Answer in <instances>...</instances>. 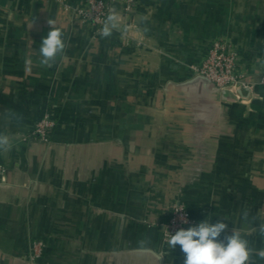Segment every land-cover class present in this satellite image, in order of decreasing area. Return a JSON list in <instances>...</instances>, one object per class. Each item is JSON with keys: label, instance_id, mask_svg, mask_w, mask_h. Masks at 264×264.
Wrapping results in <instances>:
<instances>
[{"label": "crops", "instance_id": "crops-1", "mask_svg": "<svg viewBox=\"0 0 264 264\" xmlns=\"http://www.w3.org/2000/svg\"><path fill=\"white\" fill-rule=\"evenodd\" d=\"M114 13L105 38L59 0H0V133L12 144L0 152V264H183L162 239L170 202L191 213L184 229L264 210V0H136ZM49 19L66 44L51 67L39 63ZM217 36L238 52L247 95L189 69ZM46 110L56 125L43 142L31 130ZM32 238L46 243L37 263ZM142 238L164 258L136 252Z\"/></svg>", "mask_w": 264, "mask_h": 264}, {"label": "clouds", "instance_id": "clouds-1", "mask_svg": "<svg viewBox=\"0 0 264 264\" xmlns=\"http://www.w3.org/2000/svg\"><path fill=\"white\" fill-rule=\"evenodd\" d=\"M117 14L110 12L106 17L103 27L99 30L102 37H109L117 27ZM50 31L42 38L39 54L40 65L51 67L58 56H62L66 44L63 39V31L56 26L54 19L47 21ZM12 147L10 138L5 133H0V152L9 151ZM179 211H183L179 210ZM213 221L209 214L199 223L184 229H178L174 234L165 226L163 232L167 233L166 246L169 252L176 249L177 245L184 254L183 264H257L264 262V247H256L254 239L264 240V210L252 214L251 208L242 206L235 220L223 215ZM227 219L234 227L229 231ZM184 224L189 223L184 216L181 217ZM135 251L142 255H149L158 251L162 260L166 253L153 247L150 238H142L137 242Z\"/></svg>", "mask_w": 264, "mask_h": 264}, {"label": "built area", "instance_id": "built-area-1", "mask_svg": "<svg viewBox=\"0 0 264 264\" xmlns=\"http://www.w3.org/2000/svg\"><path fill=\"white\" fill-rule=\"evenodd\" d=\"M65 10L89 24L100 29L103 27L106 17L110 12H115L121 8L129 12L135 6L136 0H81L71 3L67 0H59ZM189 69L194 75L200 76L211 82L219 90H232L236 97H239L237 90L239 87H249L251 82L246 78V72L239 61V54L233 45L223 36L211 39L208 48L201 55L196 63H190ZM258 82L264 84V72L261 73ZM56 125V120L50 110H46L41 117L34 121L31 130V137L47 142L51 139V131ZM6 167L0 160V181L3 180ZM183 211H179L182 210ZM184 216L189 223L193 221L191 213L185 205L177 200L169 203L167 214L161 223L162 239L165 242L167 233L163 232L165 226L167 230L174 234L178 229L184 228L181 221ZM46 243L43 238H32L28 244V260L37 263L41 261L45 252Z\"/></svg>", "mask_w": 264, "mask_h": 264}, {"label": "water", "instance_id": "water-1", "mask_svg": "<svg viewBox=\"0 0 264 264\" xmlns=\"http://www.w3.org/2000/svg\"><path fill=\"white\" fill-rule=\"evenodd\" d=\"M241 95H247L248 88L247 87H239L237 90Z\"/></svg>", "mask_w": 264, "mask_h": 264}]
</instances>
